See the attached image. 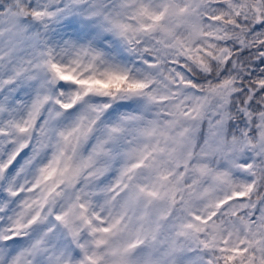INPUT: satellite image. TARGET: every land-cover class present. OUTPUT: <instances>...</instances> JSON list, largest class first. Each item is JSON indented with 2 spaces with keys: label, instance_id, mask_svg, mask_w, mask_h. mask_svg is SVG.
Segmentation results:
<instances>
[{
  "label": "snow or ice",
  "instance_id": "snow-or-ice-1",
  "mask_svg": "<svg viewBox=\"0 0 264 264\" xmlns=\"http://www.w3.org/2000/svg\"><path fill=\"white\" fill-rule=\"evenodd\" d=\"M0 264H264V0H0Z\"/></svg>",
  "mask_w": 264,
  "mask_h": 264
}]
</instances>
